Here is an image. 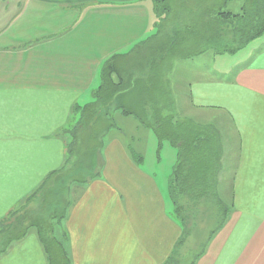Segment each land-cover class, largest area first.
Returning a JSON list of instances; mask_svg holds the SVG:
<instances>
[{"label": "crops", "instance_id": "obj_1", "mask_svg": "<svg viewBox=\"0 0 264 264\" xmlns=\"http://www.w3.org/2000/svg\"><path fill=\"white\" fill-rule=\"evenodd\" d=\"M18 3L16 14L0 28V222L49 173L64 167L68 148L79 152L73 134L82 120L76 122L74 109L78 101L94 99L105 77L115 91L114 100L111 90L105 92V101L137 103L154 94L145 57L152 47L140 52L144 63L138 69L125 59L155 31L153 6L144 0ZM247 45L240 57L229 53L237 59H229L226 70L220 71L219 63H213L215 69L195 66V78L179 80L176 90L169 80L174 65H168L167 74L162 71L167 96L175 102L188 97L177 108L201 138L189 148L214 159L212 174L206 175L211 180L187 183L185 197L205 190V197L211 193L228 210L221 226L208 233L194 264H264V34ZM113 56L115 62L108 63ZM133 84L140 98H116L118 87ZM102 111L99 106V115ZM88 112L92 117V109ZM111 113L114 135L103 129L98 144L87 150L96 151V173L72 186L71 206L57 237L64 233L71 264H159L181 233L167 204L171 188L166 195L156 174L145 168L139 145L133 148L141 145L137 134H144V127L129 126L132 121L118 126L135 115L122 108ZM88 122L84 127L94 128ZM80 161L72 157L73 163ZM45 260L36 234L30 233L0 255V264Z\"/></svg>", "mask_w": 264, "mask_h": 264}, {"label": "trees", "instance_id": "obj_2", "mask_svg": "<svg viewBox=\"0 0 264 264\" xmlns=\"http://www.w3.org/2000/svg\"><path fill=\"white\" fill-rule=\"evenodd\" d=\"M224 3L223 0H216V2L214 0V3L209 2L206 6L198 10V14L194 17V23H191L192 25L181 22L174 27V30H180L182 32L180 35L183 38H185V36H194L198 38V40H200L198 44L201 45L199 50L201 53L204 52V49L208 50L211 48L214 53H235L252 40L264 34V0H247L241 8L243 10L238 13L222 10ZM154 9L156 15L164 10L166 16L163 20L165 21L167 19L169 15L167 6H165V8L154 6ZM173 41H176V38ZM182 53H180L178 57L186 56V54ZM110 61L111 63L115 62V56L111 57L108 63ZM109 65L110 64H108V66ZM162 66V63H154L149 66V72H152L150 73L152 75L150 79L151 89L154 92L151 96V100L137 103H134V101H115V103L120 106L114 104L112 101H105V92L109 93L108 90H111L113 100L115 93L113 87H109L108 80L105 77L103 85L94 93V99L96 101L88 104L84 111H90L92 107L98 108L101 106L103 109L101 115L107 113L106 120L108 124L106 128L108 129L111 125V121H113L111 112H113L114 109L116 110V108H122L124 114L135 115L136 120L142 127L151 129L157 136L159 144L163 142L168 143L178 150L177 156L179 162L172 172L170 179V195L174 206V214L176 218L177 216L180 217L178 224L181 233L170 255L159 264H186L185 254H183L182 248L190 233V228L185 223L184 212L187 213L190 206L197 205L201 200H206L204 195L207 192L203 190L195 196L185 197V195H188V192H184L185 186L187 183L188 185L199 182L203 185L208 183L211 178L206 175L212 174L211 171L214 167V159L208 160L206 157L203 158L198 155L195 148H186L188 143L193 144L196 140L197 143L200 144L201 138L194 134V128L188 130L184 127L187 121L184 120L185 122L183 123V121L179 120L180 114L177 103L167 96L165 85L162 84ZM164 82L166 84L168 81L164 80ZM136 90L135 84L131 85L130 88H126L125 86L118 87L116 98L120 95H123V97L125 95H136ZM136 97L140 98L141 96L137 94ZM75 111L77 112V108ZM176 117H178V119ZM78 120H82V115ZM90 120H94V117H91ZM84 123L86 124V122ZM190 125L194 127L192 123ZM192 135H194L193 138ZM187 140L191 142H187ZM67 152L69 155V149ZM187 154L190 155L188 156ZM133 156L138 162L140 161L141 157ZM78 164L79 163H73L72 157L68 156L64 167L58 171L49 173L21 202L18 208L8 213L6 218L0 222V255L3 254L11 244L29 234L31 230H36V237L47 256H45L47 258L46 261H48L47 264H71L70 257L63 242L65 239L64 233L62 232V238L56 237L55 228L56 226L62 225L68 209L71 206V202L67 200L68 194L69 196L71 194L72 186L74 184H83L86 182L84 178L77 179L72 176V172L74 174L77 172L76 169ZM63 177L66 178V184L61 183ZM39 200L40 211L38 212L40 215L37 221L25 225L23 231L14 233L15 227H13V225L18 223L19 218L22 216L20 214L26 211L31 204ZM71 200L72 198L70 197V201ZM216 201L225 219L227 216V209L219 200ZM10 217H13L12 219H14V221L9 223L11 220ZM16 219L18 220L17 222H15ZM222 221L223 217L219 226L223 223ZM10 230L11 234L9 233ZM214 231L215 229L211 230L210 235H212ZM198 255L195 256V259ZM195 259L187 264H194Z\"/></svg>", "mask_w": 264, "mask_h": 264}, {"label": "rangeland", "instance_id": "obj_3", "mask_svg": "<svg viewBox=\"0 0 264 264\" xmlns=\"http://www.w3.org/2000/svg\"><path fill=\"white\" fill-rule=\"evenodd\" d=\"M153 10L154 19L155 22V31H152L148 36L146 35L142 41L137 43L138 46V52L134 55H126L125 59L128 62V64H132L133 66H136V69L142 66V59L140 57L144 56V54L140 53L143 49L146 48V46L152 47L151 50L146 54V60H148L149 66L152 64L162 63L163 72L167 74V67L168 65L171 67H175V71H173V74L170 75L169 80L174 85L175 90L177 89V85L179 80L183 82L184 80L195 78L196 76V68L195 66L200 65V70L205 68H210L213 66V63H219L218 67L219 70H226L227 66L230 62L229 59H233L232 61H235L237 57H240L244 53L242 48L240 51L236 52L239 55L236 58H232V55L229 53H214L213 50L208 49L201 53L200 47L201 45L198 44L200 40L198 38H195L194 36H188L183 38L180 33H182L180 30H174V27L178 23H184L187 25H192L191 23H194V17L198 14V10H200L201 7L206 6L209 2L214 3V0H144ZM225 3L222 6V10L224 11H230L233 13H238L242 11L243 9V1L247 0H223ZM216 2V0H215ZM22 4L19 5L18 0H0V28L2 26H5L7 21L11 19L16 12L18 11L19 7ZM154 6L156 7H163L167 6L169 10L167 12L169 15L167 16V19L164 21L163 19L166 16V13L161 11L158 15H156ZM184 20V21H181ZM172 33V35H171ZM171 36V38H170ZM153 37V39H151ZM176 38V41H173ZM151 39V40H149ZM146 41V42H145ZM173 41V42H172ZM172 42V43H171ZM248 47V45L246 46ZM245 47V48H246ZM250 47V46H249ZM183 52V53H182ZM196 52V53H194ZM186 54V56H182L185 59V61H192V62H180L179 54ZM199 53V54H198ZM129 54V53H128ZM213 55V56H212ZM213 58H212V57ZM131 57V58H130ZM190 58H194L192 60H189ZM125 61V60H124ZM176 62V63H175ZM178 62V63H177ZM147 65V64H146ZM145 65V66H146ZM165 69V70H164ZM168 70V69H167ZM171 72V71H169ZM189 88V86H187ZM91 98V96H90ZM87 99L86 101H78V108L77 112L74 109V116L76 117V122L82 115V121L81 126L77 129H74L73 136L75 137V140L77 142V148L78 153L73 152L71 148L69 149V155L67 152V157L71 156L73 158H76L78 160H81L80 163L77 166V172L74 174V177L77 179L82 178H92L95 174L94 170L97 169L95 167L96 162V151L93 153H89L87 150H92L97 144H98V137L100 136L103 129H106V126L108 124L106 117L107 113H104L103 115H99L98 108L92 107V113L94 117V120H90L91 116L89 115L88 111H84L85 107L88 104L94 103L95 99ZM182 101H177V105L179 108L180 103L187 104V96H181L180 97ZM181 107V106H180ZM179 120L185 122L180 117L184 118L183 111L181 109V112H179ZM178 119V117H176ZM113 119V118H112ZM114 120V119H113ZM89 121V122H88ZM94 121V122H93ZM132 121L133 124L129 126H135L136 124L140 126L138 121L133 117H127L122 118L119 120V125L122 127L127 122ZM84 122H88L89 125L94 124L93 127H84ZM114 121H111L110 127L106 131H110L109 137H113L114 135V126L112 125ZM104 123V125H103ZM110 123V122H109ZM186 125L184 126L188 130L191 128H194L190 125V122H186ZM193 125V124H192ZM144 131V134L141 132L137 134L138 138L141 139L140 143L133 146V148H137L139 145V148L141 151L145 154V162H143L145 168H147L149 171L156 174V176L159 178L160 182L162 183L161 186L164 189L166 195H167V189L171 188V182L169 179V176L171 175V170L173 167H175L178 162V156L176 154L175 148L170 146L168 143H162L159 144V141L157 139V136L155 133L150 129L141 128ZM69 130V128H68ZM194 135H192V138ZM188 138V137H187ZM189 139V138H188ZM74 140V138H73ZM187 142H191L190 140H187ZM190 143H188L189 147ZM62 184H66V178L63 177ZM170 201H168V207H170L171 216L174 220L179 222V216L174 214V206L171 201V195L169 194ZM219 198L212 196L208 194L206 196V200H201L200 203L194 206H190L187 210V213L184 212L185 216V223L190 228L189 229V235L187 237L186 242L183 245V254H185V263L191 262L193 259H195V256L202 252L205 245L209 242V234L210 231L215 229V231L219 228L220 221L223 217V221H225L224 216L222 214L221 209L217 205V201ZM68 202L70 201V196L68 194ZM223 205L225 203L221 202ZM40 200L38 202H35L34 204H31L30 207L23 211L22 215L19 218V221L16 219L15 222L18 221V223H15L13 227L14 233L23 231L25 228V225L34 223L37 221V218H39L40 213ZM226 207V204L224 205ZM185 210V209H184ZM228 212V210H227ZM13 217H10V222H13ZM12 227V228H13ZM204 228V229H203ZM12 230V229H11ZM10 230V234H11ZM62 230L61 226H56L55 233L56 237L58 236V232ZM209 233V234H208ZM30 234L35 235L36 230H31ZM63 242H65L63 240ZM44 251V249H43ZM45 256L46 253L44 252ZM47 257V256H46ZM47 259V258H46ZM46 262V260H45ZM48 262V261H47ZM46 262V264H47Z\"/></svg>", "mask_w": 264, "mask_h": 264}]
</instances>
